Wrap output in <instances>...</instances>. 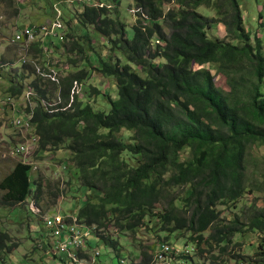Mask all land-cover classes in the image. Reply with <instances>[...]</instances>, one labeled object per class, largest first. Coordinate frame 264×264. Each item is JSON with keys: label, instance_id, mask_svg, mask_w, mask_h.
<instances>
[{"label": "trees", "instance_id": "1", "mask_svg": "<svg viewBox=\"0 0 264 264\" xmlns=\"http://www.w3.org/2000/svg\"><path fill=\"white\" fill-rule=\"evenodd\" d=\"M112 1L118 5L122 0ZM133 2L146 19L138 15L132 36L107 10L73 7L80 32L93 28L126 61L94 58L97 72L117 87L118 100L110 101V112H96L78 98L67 111L52 116L40 108L30 112L41 150L46 143H70L79 182L93 193L94 200L89 197L72 218L95 227L115 253L121 245L110 228L119 235H136L156 219L160 232H186L199 246H217L222 252L238 234H264V209L254 210L246 221L243 210L242 217L226 223L217 210L236 206L246 195H264V161L252 156L255 148L264 149L262 40L252 46L239 0ZM164 5L176 9L165 14ZM201 8L215 12L219 20L205 18L198 13ZM213 23L224 26L229 43L209 37ZM84 39L92 44L89 36ZM72 46L73 52L83 51L78 43ZM91 53L96 55L93 49ZM206 66L226 80L228 92L216 86ZM133 68H141L145 79ZM87 75L79 72L61 82V109L70 106L72 88L85 85ZM16 81L10 87L13 95L22 92V79ZM34 87L46 97L38 81ZM121 132L132 134L129 144L118 137ZM185 152L189 156L184 161ZM126 155L136 160H125ZM31 172L18 164L2 182L3 207L22 206L32 197ZM176 189L185 191L182 205L171 203L158 212ZM6 239L0 237V252L15 251L14 245L4 244ZM141 254L139 264H150L149 251ZM258 256L264 257V249Z\"/></svg>", "mask_w": 264, "mask_h": 264}, {"label": "rangeland", "instance_id": "2", "mask_svg": "<svg viewBox=\"0 0 264 264\" xmlns=\"http://www.w3.org/2000/svg\"><path fill=\"white\" fill-rule=\"evenodd\" d=\"M72 1L0 0V185L21 162L20 159L12 155V152L15 151L18 145L30 139L29 137L23 138L20 133L21 130L19 131L12 126L13 114L9 111L8 106L4 108L3 100L10 92L11 85L17 82L18 78L22 79L21 84L24 88L34 87L35 82L38 81V85L41 87L42 92L46 94V97L41 98L37 91L34 92L37 98L33 111L38 108L44 111L49 110V104L55 106L60 95V88L43 84L42 78L33 74L29 64H23L21 58L24 51L21 45L11 44L12 37L18 28L28 24L50 22L58 15L56 14L57 3L64 2L63 10L59 11L62 13L64 22L68 27L65 44L61 45L58 39H53L54 45L52 46H58L55 49L57 55L43 54L41 51L34 49L28 55V63L32 60H38L43 68L48 67L49 70L56 72L64 80L79 72L87 73L88 77L84 82V96L79 102L89 103L96 112L108 114L111 109L110 101L115 102L118 100L115 83L105 79L97 72L99 66L94 58L99 56L104 61L120 62L122 65H126V61L119 54L112 53L108 41L96 34L93 28L80 32L81 29L76 27L74 8L68 5ZM94 1L103 4L105 10L110 12L111 19L118 20V22L125 25L128 33L132 36V27L135 26L138 17V10L133 0H122L118 5L112 0ZM239 2L245 29L251 36L252 46L254 47L257 39H260L264 47V0H239ZM173 9H176V6L164 5L163 12L167 14ZM16 11H18L17 14H15ZM198 13L209 20H219L215 12L206 8H201ZM212 25L214 27L209 31V37L229 43L224 26L221 24L215 25L214 23ZM87 36L92 40L91 45L84 39ZM74 43L80 44L83 51L76 50V52H73L74 46L72 45ZM162 47L164 46L162 45ZM92 49L96 55L91 53ZM159 64H161V61H156V65ZM203 69L212 72L216 86L228 92L227 83L223 77L215 74L211 66H206ZM133 70L145 79L141 68H133ZM94 90H97L98 93ZM28 110L31 109L28 107ZM30 135L32 133L28 136ZM118 137L129 144L132 134L121 132ZM42 145L45 148L42 147V152H39L36 156H34L35 150L30 155L21 157L26 165H31L32 197L24 205L14 208L3 207L0 204V237L6 235L8 239L4 244L9 247L15 246V251L0 252V264H62L63 262L60 260L62 256L53 252L51 247H47V245L50 246L51 242L50 234L47 238V231L41 220L49 216L50 218L58 216L59 213L66 217L77 216L89 197L94 200L93 193L84 189L81 182H79L78 173L72 163L71 144L66 142L64 145L48 143ZM188 156L189 153L185 152L182 160L185 161ZM252 156L262 163L264 161V149L255 148ZM124 159L136 160L129 155H126ZM35 183L40 189V193L36 192ZM184 193L185 191L182 189L173 190L171 193L173 196L163 201L162 206L158 208V212L171 203H175L177 206L182 205L185 198ZM4 195L5 192L0 190V203ZM263 209L264 195L255 193L246 195L236 206H221L217 210L221 214L224 223H226L233 221L237 216L242 217L243 210H245L247 217L243 216L242 218L246 221V218L249 217L248 214L254 210ZM33 210H38L41 214L38 215ZM159 223V220H153L149 224L151 228H142L136 235L127 233L119 235L120 233L117 230L110 228L108 231L118 238L121 245L119 252L116 253L98 238L95 231L90 229V246L101 253L99 264H122L123 260L125 264H139L142 261V249L151 252L158 238L165 241L167 237L168 241L177 248L181 250L188 248L184 256L181 257L179 264H264V257L258 256L260 251L264 249V234L260 232L236 235L233 243L227 247L225 252H222L217 246L214 248L206 244L199 246L197 241H191V235L186 232H176L171 235L160 232L159 229L162 225L159 226ZM85 231L88 230L85 229ZM208 235L209 233H205V237H208Z\"/></svg>", "mask_w": 264, "mask_h": 264}, {"label": "built area", "instance_id": "3", "mask_svg": "<svg viewBox=\"0 0 264 264\" xmlns=\"http://www.w3.org/2000/svg\"><path fill=\"white\" fill-rule=\"evenodd\" d=\"M86 0H78V2H84ZM88 1V0H87ZM90 3V0L87 2ZM57 14L51 23L44 24L39 27H26L19 31L15 36V42L23 43L27 48L29 45L44 40L46 38H60L63 39V34L66 31V26L62 20V13L57 10ZM47 78L54 85H60V81L56 74L52 71ZM82 85L76 83L71 92V101L69 109L76 98L81 95ZM23 118H18L14 121V125L18 130H21L23 138L29 137V141L21 144L13 153L15 157L22 160L21 157L30 155L31 152L37 150L40 139L32 133L34 128L32 125L33 113H27L28 107L33 112V106L36 104L35 94L32 88L27 87L22 97ZM11 101V99H8ZM49 104V103H48ZM63 106V99L61 94L57 98L55 106L49 104V110L46 113L53 115L59 112H64L67 109H61ZM30 133L32 135L28 136ZM23 161V160H22ZM45 228L50 234V246L52 251L62 256V264H99L100 252L92 250L88 257H81L79 251H87L89 244L90 230L85 231L86 227L76 221H68L59 216L45 220ZM85 249V250H84ZM188 248L181 250L170 242L161 241L158 239L154 249L149 252L152 256L150 264H179V258L187 252ZM130 263V262H129ZM122 264H125L124 260ZM131 264V263H130Z\"/></svg>", "mask_w": 264, "mask_h": 264}, {"label": "clouds", "instance_id": "4", "mask_svg": "<svg viewBox=\"0 0 264 264\" xmlns=\"http://www.w3.org/2000/svg\"><path fill=\"white\" fill-rule=\"evenodd\" d=\"M89 1V0H88ZM87 0L86 1H84V2H78V0H73L70 4H68L69 6H73L74 7V5L75 4H79L80 6H83V8H85V6L87 7V8H89V9H102V10H105V7H104V5L103 4H100V3H95V1L94 0H90V3H87L88 2ZM64 5H65V3L64 2H58L57 3V5H56V8H57V10H63V7H64ZM137 15H139V14H141L142 15V17L144 18V19H146V16H144L143 15V13L137 8ZM56 14H57V12H56ZM55 18V17H54ZM54 18L50 21V22H46V23H39V24H28V25H24V26H21L20 28H18L16 31H15V33H14V36L12 37V41H11V44H13V45H21V48L23 49V56H22V62H23V64H29V66L32 68V71H33V74L34 75H37V76H39V78L41 77L42 78V80H43V84H45V85H52L53 87H58V88H60V86H61V82H63V80L64 79H62V78H60V76H58V74L56 73V72H54L55 74H56V76H57V78L59 79V81H60V85H54L53 83H51V81L47 78V76L48 75H50L51 74V70H49V68L47 67V68H43L41 65H40V63H39V61L38 60H32V61H30L29 63H28V60H27V58H28V55H29V53L30 52H32L34 49H36V50H39V51H41L43 54H47V55H57L56 54V52H55V49L56 48H58V46H55V47H53L52 45H54V43H53V39H58L60 42H61V45L63 44H65V41H66V37H67V34H68V27H67V25L65 24V22H64V17H63V15H62V20H63V22H64V25L66 26V31L64 32V33H62L63 34V39H60V38H56V37H53V38H46V39H44V40H40V41H38V42H35V43H33V44H31V45H29L27 48L24 46V44L23 43H17V42H15V36H16V34L19 32V31H21L22 29H24V28H26V27H39V26H42V25H44V24H48V23H51L53 20H54ZM60 47V46H59ZM50 53V54H49ZM39 67H41L42 69H40ZM36 70H35V69ZM80 85H82V84H80ZM30 88H32L33 89V91L35 92V91H37L38 92V90L35 88V87H31V86H29ZM73 89V88H72ZM25 90H26V87L24 88L23 87V85H22V92H21V94H18V95H13V94H11V92H9L6 96H5V99L3 100V105H4V108H6V106H8V108H9V111H11V113L13 114V119H12V122H11V124H12V126L13 127H15V129H17V127L13 124L14 123V121L15 120H17L18 118H23V111L25 110V107H23V100H22V97H23V95H24V92H25ZM42 90V89H41ZM84 90H85V87H84V85H82V89H81V95L80 96H78L77 98H78V101H80V99L84 96ZM59 92H60V94H61V91L59 90ZM72 92V91H71ZM41 93H43V92H41ZM46 95V94H45ZM35 98H37V95L35 94ZM42 98V97H41ZM8 99H11V101H8ZM68 110V109H67ZM66 110V111H67ZM43 112H45L44 110H42ZM65 112V111H64ZM27 113H30V110H27ZM46 113V112H45ZM46 114H48V113H46ZM48 115H50V114H48ZM50 116H52V115H50ZM33 122V121H32ZM32 125H33V123H32ZM33 128H34V130H33V132L32 133H34L39 139H40V137L37 135V133H36V129H35V127H34V125H33ZM18 130V129H17ZM20 131V130H19ZM21 133V132H20ZM21 145V144H20ZM20 145H18L17 146V148L20 146ZM41 139H40V143H39V146L37 147V150L35 151V155L34 156H36L39 152H42L41 151ZM16 148V149H17ZM15 149V150H16ZM13 153H14V151L12 152V155H13ZM14 156V155H13ZM15 157V156H14ZM16 158H18V157H16ZM19 159V158H18ZM20 164H22V165H24V166H28V167H30L29 165H26V162L25 161H22L21 159H20ZM33 212L34 213H36V214H38V215H40L41 213L38 211V210H33ZM35 216H37V215H35ZM59 217H61V218H63V219H67L68 221H76L77 222V220L76 219H73L72 217H66V216H63L61 213H59V215H58ZM73 216V215H72ZM55 217H57V216H53V217H51V219H53V218H55ZM50 218V216L49 217H45V218H43V222H44V224H45V220L46 219H49ZM78 223V222H77ZM79 224H82V223H79ZM83 226H85L86 227V229L87 230H90V229H92L93 231H95L96 232V228L95 227H88V226H86V225H84V224H82ZM45 227V226H44ZM46 229V228H45ZM47 231V230H46ZM47 238L49 237V233L47 232ZM47 247H51V246H48L47 245ZM52 248V247H51ZM92 250H97V249H93L92 247H91V249H90V242H89V244H88V249H87V251L85 252V251H79V255L81 256V257H88L89 256V254H90V252L92 251ZM98 251V250H97ZM56 257V256H55ZM61 260V259H60ZM179 260V262L181 261V258H179L178 259ZM62 261V260H61ZM63 263H65V261L63 262Z\"/></svg>", "mask_w": 264, "mask_h": 264}]
</instances>
